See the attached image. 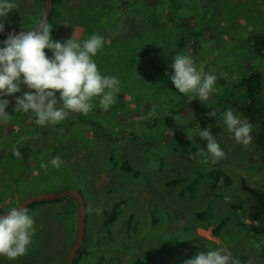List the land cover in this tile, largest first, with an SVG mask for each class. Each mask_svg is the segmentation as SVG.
<instances>
[{"label":"rangeland","instance_id":"374dc122","mask_svg":"<svg viewBox=\"0 0 264 264\" xmlns=\"http://www.w3.org/2000/svg\"><path fill=\"white\" fill-rule=\"evenodd\" d=\"M129 1L133 4L128 0L126 4L133 6L132 11L123 13L121 6L115 4L119 18L110 19L105 26H99V20L85 14L80 5L66 23L63 19L56 24L52 37L63 42L74 30L81 39L92 33L101 35L104 46L94 59L102 74L118 78L122 71L138 70L145 78L153 79L164 68L169 71L171 58L183 52L191 55L197 65H203L205 71L216 75V91L209 95V101H190L188 96L184 98L175 92L165 76L166 86L160 90L134 84V90L143 96L140 103L138 98L133 100L130 93L126 94L119 78L120 92L114 105L102 110L93 101L92 111L86 114L97 116L103 125L113 129L128 116L123 124L125 130L133 124L141 127L142 120L148 125H142L140 130H144L137 141L124 137L119 147L106 139L96 140L85 122L66 131L65 123L80 113L70 112L65 123L45 125L46 129L41 126L43 139H39L40 131H35L32 118L7 110L12 116L7 123L0 124V204H4L0 212L38 193L76 188L86 201V232L77 264H127L136 259L144 264H182L183 259L197 251L221 244L239 257L241 264H264V131L247 118L253 125V141L241 146L222 132L217 123L220 112L228 108L241 113L232 99H245V91L238 83L249 73L247 64L264 68V55L252 53L247 37L243 39L242 35L250 30V25L264 29V0H150L148 8L157 15H165L161 16L165 29L160 25L159 28L151 26L149 16L141 9V0ZM73 3L77 5L80 0H69L66 6ZM16 5L4 19V27L23 30L40 21L44 0H16ZM204 7L209 12L208 19L200 20ZM191 21L203 29L199 37L191 32ZM184 31L187 36L184 43L175 44ZM132 34L136 37L131 38ZM153 34L159 41L156 50L147 54L148 61L137 50H129L142 45L140 36L143 39ZM112 36L117 40H111ZM147 49L144 45L140 47L141 52ZM129 53L133 54L135 68L125 65L131 59ZM141 59L142 64L145 60L149 66L146 70L139 66ZM7 98L14 105L13 98ZM213 99H220L216 117L193 116V119H197V125L210 126L213 135L218 134L217 140L223 144L227 160L223 169L231 177L230 184L217 180L212 165L203 156L194 155L192 146L186 147V141L181 142L174 136L166 141L164 138L165 131L169 133L174 125L183 131L186 126L191 128L185 120L192 117V108L210 106L214 104ZM139 104L146 106L142 108ZM17 124L32 132L25 140L16 138ZM196 128L192 131L196 132ZM54 156L61 157L60 168L40 166L42 161L47 162ZM127 157L139 174L122 169ZM173 179L182 180L168 184ZM122 198L126 202L120 207L119 215L106 224V213ZM90 206L102 207L103 211L96 215L88 210ZM78 207V201L69 196L34 203L29 214L34 216L35 234L28 252L12 261L0 257V264H67L68 253L78 234ZM198 211H206V218H199ZM225 217L228 219L221 228L222 235L217 236L212 227ZM207 222L210 225L204 226Z\"/></svg>","mask_w":264,"mask_h":264},{"label":"clouds","instance_id":"9594fccd","mask_svg":"<svg viewBox=\"0 0 264 264\" xmlns=\"http://www.w3.org/2000/svg\"><path fill=\"white\" fill-rule=\"evenodd\" d=\"M16 7V0H0V33L4 32V19ZM52 30V25L42 19L31 29L9 32L0 40V124L7 123L12 116L7 111L9 96L14 100L12 111L27 114L37 126L56 125L70 112L86 115L92 111L93 101L102 110H108L116 102L119 78L102 74L94 59L104 46V38L92 33L81 39L74 30L70 38L61 42L53 39ZM168 68L165 75L174 91L188 96L190 101L203 103L216 91V75L197 65L189 54H175ZM210 115L216 117L215 112ZM217 123L238 145L252 144L253 125L241 113L228 108ZM196 134L206 142L202 153L207 162L215 164L225 157L210 126H198ZM12 151L16 153L15 149ZM62 163L60 156H54L40 166L60 168ZM3 208L4 204H0V209ZM88 210L100 215L103 208L90 206ZM6 213L0 215V257L12 261L28 252L35 234V220L19 204L8 207ZM206 249L183 259L182 264H241L240 258L222 244Z\"/></svg>","mask_w":264,"mask_h":264},{"label":"trees","instance_id":"16d2710c","mask_svg":"<svg viewBox=\"0 0 264 264\" xmlns=\"http://www.w3.org/2000/svg\"><path fill=\"white\" fill-rule=\"evenodd\" d=\"M68 1L69 0H53V7L51 10L50 16L48 17V20H47V22L50 25H52V28H53L52 33L57 29L58 25H56V24H58V22L60 23V21H63V19L65 20V23H66V21H68L70 19V15L71 16L74 15V12L76 11V9L80 5H83V7L85 9V14L92 15V17H94V19L99 20V23H98L99 26H105V24L110 19L115 20V19L119 18L118 11L116 9H114L115 4H119L121 6L123 13L127 12L126 10H128V9H130L129 11H132V8H133V6L126 4L127 0H105L102 2L80 0L79 4L75 5V3H73L71 6L67 7L66 4ZM128 3L133 4V2H130L129 0H128ZM140 3L142 4L141 9L144 12V14L149 16V22H150L151 26L154 28H159V25H160V28L165 29V27H163L165 24H164L163 20H161V16L163 17L165 15H161V14L157 15L154 13V11H152L150 8H148V7H151L150 0H141ZM208 15H209V12L204 7L203 10L201 11V13L199 14V19L201 20L202 18L207 17L206 18V20H207ZM156 16H160V18H158ZM174 16H176V15H174ZM171 17H172V15H171ZM171 17H170V19H171ZM166 18H168V17H166ZM197 25L198 24L196 23V21H194V22L191 21L189 23V26H190V29H191V32L193 33V35L196 37H199L203 33V29L197 28L196 27ZM248 28L250 30L246 31L245 33L243 32V34H242L244 36L243 39L245 37H247V38H245V40L248 43V46H249L248 48L252 51V53L254 52V53L259 54V55H261V54L264 55V29L263 30L256 29V26L253 27L251 25L248 26ZM0 35H3L2 37L4 38L7 34L6 33H0ZM124 37L125 36H123V38ZM134 37H136V35L132 34L131 38H134ZM186 37L187 36H186L185 31L180 32L179 37H178L177 41L175 42V44H180V46H181V44L184 43ZM139 38H141V41L143 42L142 45L148 47V49H147L148 53H145V51H147V50H144L143 52H141L140 47L142 45H140V47L138 46L134 49H129V50L130 51L137 50L139 53H141L142 59L147 60V54L153 53V51L156 50L157 43H158L159 39H156L155 35L153 37H148V38L143 37V39H142V36H140ZM139 38H137V39H139ZM152 38H153V40H152ZM113 39L117 40V38L115 36H112L111 40H113ZM152 43H153V45H155L154 47H152ZM215 47L217 48V46H214V48ZM211 48L214 49L213 47H211ZM122 54H127V53H121V55ZM111 55L115 58V60H117L116 55H114V53H111ZM144 55H146V57H144ZM128 56H131V59H129L125 65L128 68H135V66H136L135 62L132 61L133 54L129 53ZM142 59L140 60L139 66L143 67L146 70V68H148L149 66L145 65L146 64L145 60H143V64H142ZM247 65H248L247 68H249L248 69L249 73L246 74L245 76H243L239 80V83H238V86L243 88L245 91V99L243 101L232 99V102H234L235 106L239 108L238 110H240V112L243 113L245 117H247L252 123L261 127V129L264 131V69H262L259 66L254 68V65H250V63H248ZM165 73H166V71L164 68L161 71V74L158 73L157 75H155L157 78L154 76L153 79H151V77L145 78L146 75H143L138 70H136V71L135 70H130V71L128 70V71H122L120 74L121 77H119V78L122 79V82L126 87V94L130 93L133 100H137V98H138L139 102L141 103L143 100V98H142L143 96L140 92H137L134 90L135 89L134 84L142 85L141 86L142 88H144L145 85H150V86L156 88L157 90L158 89L160 90L166 86V82H165V76L166 75H165ZM160 75H162V76H160ZM160 77L163 78L161 81H159ZM24 90L25 89L22 88V91H24ZM18 94H20V93H18ZM178 94H180V93H178ZM180 95L183 96L184 98L187 97L186 95H182V94H180ZM210 99H211V97L210 98L208 97V99L206 101H209ZM206 101H204V102H206ZM212 101L214 104H210V106L206 105V106H203L201 109L192 108L193 112H190L192 117L185 120L186 122H188L187 124H189L192 127L189 128L188 126H186L187 128L184 129V131H183V129L179 128L180 126L174 125L175 127H178V128L173 127L169 131V133L168 132L166 133V131H165V133H164L165 141L167 140L168 137L173 138V136H174V138L180 140L181 142L186 141V143H187L186 147H189L191 145L192 146L191 150H192V152H194L193 154L196 156H199L201 158L203 156L202 149H203L204 144L206 142L203 141L196 134V132L192 131V129L195 128L196 126L197 127L200 126L201 128H204L205 126H202L200 124H198V125L195 124V121L197 119L194 120L193 116H196L198 118H200V117L205 118L206 116L210 115L211 112L216 113L215 110H217L216 108L219 106L220 99H218L217 101H216V99H213ZM139 105L142 106V108L144 106H146V105H142V104H139ZM13 106L14 105H9V108L7 110H11L13 108ZM233 106L234 105L232 103V107ZM164 108L166 109V107H164ZM180 113L182 114V111H180ZM222 113L223 112H220V116ZM216 114H218V113H216ZM129 118H130V116L126 117L125 119H121L122 121L116 129H113V128L109 127L108 125H103L101 123L102 121L97 116H89V115H79V116H76L75 118L71 119L67 123H65L66 121H62L61 123H65V128L67 131V130H72L73 125H75L77 123L85 122L87 128L91 131L92 136L96 140L106 139V140H109L112 144H116L119 147L121 142H123L124 137H132V138H134L135 141H137L136 138L139 137L138 136L139 133L141 131L143 132V130H144V129L140 130L142 128V125L148 126L147 124L144 125L142 122L143 120H142V121H140L141 127H136V125L133 124V125H131V128L125 130L123 128V124H124V121L129 119ZM20 123L23 124L22 120L20 121ZM33 125H35L34 122H33ZM17 126H18V128L16 129V131L18 132V134H17L16 138L21 139V141L25 140V136H27V135L30 136V133H32V132H29L28 130H26L24 128V126L19 127L18 124H17ZM35 127L37 128V129H35V131L36 130L40 131V134L37 136V138L43 139L42 131L39 130V128H41V126L35 125ZM42 127L44 129H46V126H42ZM14 128L15 127H13L12 129H14ZM51 131L54 133H57L54 130H51ZM215 135L218 136L217 133H215ZM219 144H220L221 148L223 149V144H221L220 142H219ZM119 149L122 151V148H119ZM162 162L163 161L161 160V163ZM226 162H227V160L224 157L223 159L218 160L215 164H211L210 162H208V163H210L212 165L213 171H214L213 176L217 180L223 182V184H230L231 183V177L223 169V165L226 164ZM122 169H124L125 171H133V172H135V174H139V170L135 169L131 165V159L129 157L125 158L124 161L122 162ZM180 180H182V179H177V180L173 179V180L168 181V184H170V185L176 184V183H179ZM183 191H184V189L181 191V193ZM56 200H61V198H58L55 200H50V201H56ZM43 202H48V201H43ZM125 202H126V200H124L122 198L120 201L116 202L113 205L111 211H108L106 213V215H107V218L105 220L106 224H109L110 222L114 221L117 218V216L119 215L120 207ZM38 203H42V202H35V204H38ZM32 206H34V203H32L31 205H29L26 208L28 210V212H30V210L32 209ZM196 215L199 218L204 219V218H206V216H205L206 211H198L196 213ZM227 219H228V217L222 218L215 226L212 227L213 228L212 230H213L215 235H217V236L222 235L221 228L225 225V222L227 221ZM130 221H131V218H130ZM208 225H210L209 222H207L204 226H208ZM253 230H255V229H253ZM255 232L259 234L258 231L255 230ZM258 234H256V235H258ZM263 250H264V247H263ZM81 254H82V250L79 249L77 255L75 256L74 264H77L76 262L80 258ZM127 264H144V263L141 259H136L135 261L128 262Z\"/></svg>","mask_w":264,"mask_h":264},{"label":"water","instance_id":"95a60500","mask_svg":"<svg viewBox=\"0 0 264 264\" xmlns=\"http://www.w3.org/2000/svg\"><path fill=\"white\" fill-rule=\"evenodd\" d=\"M52 7H53V0H44V10H43V14H42L40 21L42 19H44L46 21L48 20V17L50 16ZM40 21L36 25H38L40 23ZM35 26H33V27H35ZM33 27H31V28H33ZM31 28H29V29H31ZM29 29L19 30V29H15L13 27H4L3 33H6V34H8L9 32L16 33V32H20V31H24V30H29ZM65 196H69V197L76 199L78 201V204H79V207H78V234H77V237L75 239L73 246L71 247V249L68 253V259H67V261H68L67 264H74L75 256L77 255L79 249L81 248V246L83 244V241L85 239V232H86V201H85V198H84L83 194L81 193V191L76 189V188H69V189H66L62 192L38 193V194H35L33 196H30V197L23 199L19 203V205H21V207H24L26 209L32 203L55 200V199L62 198ZM6 214H7L6 211L0 212V215H6Z\"/></svg>","mask_w":264,"mask_h":264},{"label":"flooded vegetation","instance_id":"af4514ba","mask_svg":"<svg viewBox=\"0 0 264 264\" xmlns=\"http://www.w3.org/2000/svg\"><path fill=\"white\" fill-rule=\"evenodd\" d=\"M2 36H3V35H0V40H2V39H4V38H5V37L3 38ZM18 204H19V203H18ZM80 249H81V248H80Z\"/></svg>","mask_w":264,"mask_h":264},{"label":"crops","instance_id":"0c3cea01","mask_svg":"<svg viewBox=\"0 0 264 264\" xmlns=\"http://www.w3.org/2000/svg\"><path fill=\"white\" fill-rule=\"evenodd\" d=\"M264 69V68H263ZM67 259H68V257H67Z\"/></svg>","mask_w":264,"mask_h":264},{"label":"bare ground","instance_id":"6f19581e","mask_svg":"<svg viewBox=\"0 0 264 264\" xmlns=\"http://www.w3.org/2000/svg\"><path fill=\"white\" fill-rule=\"evenodd\" d=\"M68 262V261H67Z\"/></svg>","mask_w":264,"mask_h":264}]
</instances>
